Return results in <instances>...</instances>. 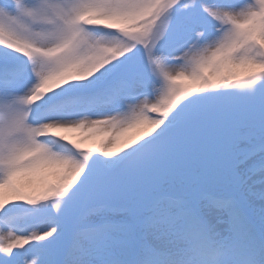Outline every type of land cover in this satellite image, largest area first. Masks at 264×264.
<instances>
[{"label":"snow or ice","instance_id":"snow-or-ice-1","mask_svg":"<svg viewBox=\"0 0 264 264\" xmlns=\"http://www.w3.org/2000/svg\"><path fill=\"white\" fill-rule=\"evenodd\" d=\"M0 264H264V0H0Z\"/></svg>","mask_w":264,"mask_h":264}]
</instances>
